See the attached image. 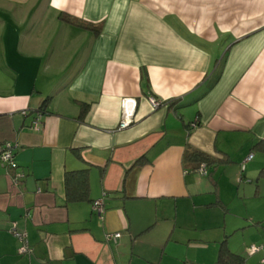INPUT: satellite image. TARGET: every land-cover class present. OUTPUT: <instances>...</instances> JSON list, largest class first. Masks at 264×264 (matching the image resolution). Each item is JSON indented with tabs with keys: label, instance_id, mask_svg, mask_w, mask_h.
Instances as JSON below:
<instances>
[{
	"label": "crops",
	"instance_id": "0c3cea01",
	"mask_svg": "<svg viewBox=\"0 0 264 264\" xmlns=\"http://www.w3.org/2000/svg\"><path fill=\"white\" fill-rule=\"evenodd\" d=\"M261 138L264 0H0V142L15 146L0 163V264H200L194 249L218 264L222 245L264 264V220L211 211L227 205L213 172L235 174ZM187 145L211 157L205 182ZM86 167V197L68 200L65 171ZM185 206L202 209L195 227Z\"/></svg>",
	"mask_w": 264,
	"mask_h": 264
},
{
	"label": "rangeland",
	"instance_id": "374dc122",
	"mask_svg": "<svg viewBox=\"0 0 264 264\" xmlns=\"http://www.w3.org/2000/svg\"><path fill=\"white\" fill-rule=\"evenodd\" d=\"M253 154L255 158L250 163H244L241 159L238 161V165L235 163L232 165L234 166L233 168H238L236 169L237 171L235 174L234 172H229V170H222L223 167L217 168L216 172H213V178L218 183V193L220 195V199H223V203L227 204L225 206L226 210L225 208H221V206L217 205L216 209H211L215 215H219L220 219L226 213L227 218L232 219L235 222L239 221L240 225L243 224L244 221L250 222L252 225L258 221L264 220V172H261L264 170L262 169L264 168V151L254 149ZM224 168H229V166L227 165ZM196 173L198 178L202 179L204 182L206 181L205 177H201L203 175L198 172ZM241 173H243V176H241ZM207 185L209 190L202 192V198L209 197L208 200H215L214 187L210 184V182H207ZM201 210L202 209L200 207L195 210H191L188 206H185L180 212V217L183 219V222L191 223L190 225L195 227L194 225L196 224V220L199 219L201 215ZM212 212H209L212 216L211 221L220 223V220L218 221L219 218L216 220V217L212 214ZM204 216L205 215L201 216V220H203ZM250 218L252 219L249 221ZM163 222L168 221L158 220V223L160 224H163ZM241 227L242 226H239V230L234 233L235 235L233 234L235 238L242 239L243 236H245V232L244 230H241ZM207 245L211 247L213 242H210ZM218 245L219 242L216 243V257ZM237 249H241L238 243ZM245 251L249 254L248 247ZM185 252L190 256H197V259L201 262L200 264H207L211 260L210 255L208 254L209 251H199V253H197L194 249ZM181 254L182 252L180 255Z\"/></svg>",
	"mask_w": 264,
	"mask_h": 264
},
{
	"label": "trees",
	"instance_id": "16d2710c",
	"mask_svg": "<svg viewBox=\"0 0 264 264\" xmlns=\"http://www.w3.org/2000/svg\"><path fill=\"white\" fill-rule=\"evenodd\" d=\"M59 18L65 22L74 24L79 27L89 29L93 28V25L91 23L82 21L78 18L67 16L63 13L60 14ZM162 103L163 101H160L159 105H162ZM192 124L196 126L198 124V121L195 120L192 123H189L191 127H193ZM252 149H260L264 151V138L259 139L255 144H253ZM185 156L186 160L196 163V165H198L199 163H204L206 165V169L208 168L207 165L209 164V160L211 163V157L209 155L205 154L200 150L193 149L189 145H187ZM140 163H142L141 158L135 161L134 165ZM88 171V167L77 170L65 171L64 184L68 200H80L86 197L88 190ZM261 172H264V170H262ZM218 264H246V260L243 255L232 252L224 245H222L218 253Z\"/></svg>",
	"mask_w": 264,
	"mask_h": 264
},
{
	"label": "built area",
	"instance_id": "2783aa9c",
	"mask_svg": "<svg viewBox=\"0 0 264 264\" xmlns=\"http://www.w3.org/2000/svg\"><path fill=\"white\" fill-rule=\"evenodd\" d=\"M149 102L152 106L153 109L157 108L159 106V100L154 98L153 96L149 97ZM34 128L38 126V120H34ZM130 124V121L127 120L126 118H122L119 122V127L120 128H125ZM193 125V124H192ZM194 126V125H193ZM14 144L12 142L6 141V142H0V163L2 165L6 166H13L14 165ZM253 157V153H249L245 159L244 163L246 161L251 160ZM197 171L201 175H205L207 172L206 165L204 163H201L197 168ZM15 184V182H14ZM91 209L94 212H97L98 214H101L103 209H102V201L101 199L94 200L91 204ZM10 233L16 237V239L19 241L20 246L18 248V253L24 254V253H30L32 251V248L29 246L27 242V235L24 231H19L16 229L15 225L10 228ZM120 237L119 232H107L104 236L106 241H112L116 242L117 239ZM261 248V246L257 245H252L249 247V253H255ZM262 262H264V258H262Z\"/></svg>",
	"mask_w": 264,
	"mask_h": 264
},
{
	"label": "clouds",
	"instance_id": "9594fccd",
	"mask_svg": "<svg viewBox=\"0 0 264 264\" xmlns=\"http://www.w3.org/2000/svg\"><path fill=\"white\" fill-rule=\"evenodd\" d=\"M252 153V152H251Z\"/></svg>",
	"mask_w": 264,
	"mask_h": 264
}]
</instances>
